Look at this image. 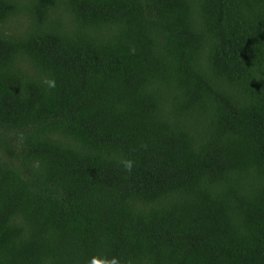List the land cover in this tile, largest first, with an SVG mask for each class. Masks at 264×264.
<instances>
[{"label": "trees", "instance_id": "obj_1", "mask_svg": "<svg viewBox=\"0 0 264 264\" xmlns=\"http://www.w3.org/2000/svg\"><path fill=\"white\" fill-rule=\"evenodd\" d=\"M113 259L264 264V0H0V264Z\"/></svg>", "mask_w": 264, "mask_h": 264}, {"label": "clouds", "instance_id": "obj_2", "mask_svg": "<svg viewBox=\"0 0 264 264\" xmlns=\"http://www.w3.org/2000/svg\"><path fill=\"white\" fill-rule=\"evenodd\" d=\"M54 83H55L54 81H48V84H49L50 87L54 86ZM126 166L130 168L131 167V163L127 162ZM92 264H99V262L94 260L92 262ZM108 264H118V262L115 259H113L110 262H108Z\"/></svg>", "mask_w": 264, "mask_h": 264}]
</instances>
